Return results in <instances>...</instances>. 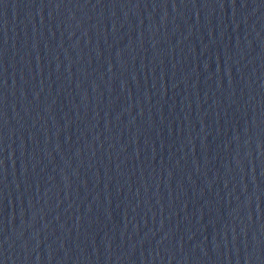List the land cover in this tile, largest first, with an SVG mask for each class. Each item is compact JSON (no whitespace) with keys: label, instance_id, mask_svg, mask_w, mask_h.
Listing matches in <instances>:
<instances>
[{"label":"water","instance_id":"95a60500","mask_svg":"<svg viewBox=\"0 0 264 264\" xmlns=\"http://www.w3.org/2000/svg\"><path fill=\"white\" fill-rule=\"evenodd\" d=\"M0 264H264V0H0Z\"/></svg>","mask_w":264,"mask_h":264}]
</instances>
